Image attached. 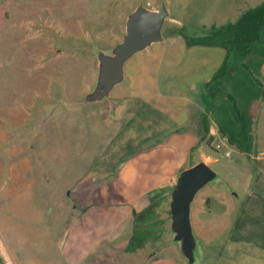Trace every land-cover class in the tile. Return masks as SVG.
I'll return each instance as SVG.
<instances>
[{
	"label": "rangeland",
	"instance_id": "374dc122",
	"mask_svg": "<svg viewBox=\"0 0 264 264\" xmlns=\"http://www.w3.org/2000/svg\"><path fill=\"white\" fill-rule=\"evenodd\" d=\"M262 1L0 0V264H188L173 240L168 212L159 219L167 234L155 226L154 241L142 242L143 227L127 237L121 212L99 203L100 193L117 182L104 184L120 157L106 142L105 103L87 95L97 82L98 54L111 53L122 40L126 19L139 4L167 9L162 40L125 62L124 79L109 96H151L170 118L140 144L169 142L165 155L187 151L193 163L203 153L215 158L208 165L216 178L191 204L193 264H264L255 259L264 255V171L255 167L256 154L264 162V148L241 157L215 135L211 145L220 148L212 151L208 134L196 141L191 120L184 119L201 114L198 130L208 121L202 83L232 40L228 34L194 38ZM257 44L264 45V28ZM240 54L232 51L230 59ZM251 134L256 147L264 144V98ZM85 185L94 188L93 202L77 205L72 192ZM124 240L130 244L120 250Z\"/></svg>",
	"mask_w": 264,
	"mask_h": 264
},
{
	"label": "crops",
	"instance_id": "0c3cea01",
	"mask_svg": "<svg viewBox=\"0 0 264 264\" xmlns=\"http://www.w3.org/2000/svg\"><path fill=\"white\" fill-rule=\"evenodd\" d=\"M252 46L247 51H237L241 54L236 61L231 60V57H229V67L225 75L204 89L209 99L206 108L208 136L215 139V135H217L222 144H228L227 140L231 141L232 144L229 145L234 146L238 156L241 157L250 156L257 148H264V144L256 147L257 141L251 134L259 102L264 98V45ZM218 66L214 68L210 76ZM210 76L203 81L202 86ZM261 78H263V82H261ZM109 94L101 99L105 103L103 110L104 128L106 129L105 138L109 144L108 148L111 149H108L110 154L120 157V162L114 171L111 167L112 172L109 173L111 176L106 178L109 181L104 184L107 187L113 181L117 182L115 185L110 186L111 191L108 187L107 192L102 191L104 195L100 193L103 198L99 200V203L108 204V209L110 212L114 211V214L121 212L124 221H127V237L130 235V230L133 232L135 226L139 230L143 227L142 234L144 237L138 239L153 242L154 235L152 232L155 231V226L164 231L162 235L168 232V225L165 221L160 222L159 219L169 210L171 191L179 174L195 163L187 157V151L179 156L171 155V153L165 155L169 142L156 144L152 141L146 146L140 144L156 135L158 130L170 121L168 115L161 111L157 103L151 101V96H142L139 92L117 94L114 97H110ZM104 99L106 100L104 101ZM186 105L188 106V104ZM172 114L179 121L175 111ZM193 118L195 116L192 113L184 117L186 121L191 120H189L192 122L190 131L196 141L201 142L204 136L207 135L203 126L198 130V126L201 127L202 115L200 114L196 120H193ZM117 143H123L124 147L118 148ZM138 144L143 148L135 150ZM189 147H191V144ZM189 152L192 153V150L189 149ZM132 153L135 154L133 157ZM259 154L264 155V149L260 150ZM123 156H126V158H122ZM200 157L201 160H197V162L203 161L207 165L210 161L215 160V158L204 153ZM259 158L261 157L256 154L255 160L257 163H255V167L264 171V162H259ZM263 187L264 185H262L260 191H264ZM93 189L89 185L82 188L78 187L76 191L72 192L74 203L83 200L87 205L92 204ZM106 198H108L107 202H105ZM168 216L170 217V212ZM172 235H174L173 232ZM148 237L151 239H145ZM126 242L124 240L119 243L121 245L120 250L130 244H126ZM255 259L264 263V255L256 256Z\"/></svg>",
	"mask_w": 264,
	"mask_h": 264
},
{
	"label": "water",
	"instance_id": "95a60500",
	"mask_svg": "<svg viewBox=\"0 0 264 264\" xmlns=\"http://www.w3.org/2000/svg\"><path fill=\"white\" fill-rule=\"evenodd\" d=\"M167 9H149L142 4L128 15L122 40L111 53L98 54V76L94 89L87 95L91 101L106 97L112 87L123 79L125 62L138 51L162 40V26ZM217 176L216 172L203 161H199L179 174L171 191L169 203L170 228L173 240L178 241L188 264H193L196 240L190 224V204L195 193Z\"/></svg>",
	"mask_w": 264,
	"mask_h": 264
},
{
	"label": "trees",
	"instance_id": "16d2710c",
	"mask_svg": "<svg viewBox=\"0 0 264 264\" xmlns=\"http://www.w3.org/2000/svg\"><path fill=\"white\" fill-rule=\"evenodd\" d=\"M264 28V1L240 12L233 21H228L221 25L212 24L208 29L203 28L204 34L194 38L205 42L213 40L218 36L231 35L232 40L225 48L223 59L210 78L203 84L204 88L222 78L229 67V57L232 51H247L251 46L260 40V31ZM205 114L203 115L204 118ZM208 121L203 122V129L208 133ZM212 137L207 139V146L212 151H217L211 145ZM228 144H232L227 140ZM169 214V210H168Z\"/></svg>",
	"mask_w": 264,
	"mask_h": 264
},
{
	"label": "built area",
	"instance_id": "2783aa9c",
	"mask_svg": "<svg viewBox=\"0 0 264 264\" xmlns=\"http://www.w3.org/2000/svg\"><path fill=\"white\" fill-rule=\"evenodd\" d=\"M215 148H216V149H219V148H220V143L215 144ZM225 155H226V156L229 155L228 151L225 152Z\"/></svg>",
	"mask_w": 264,
	"mask_h": 264
}]
</instances>
